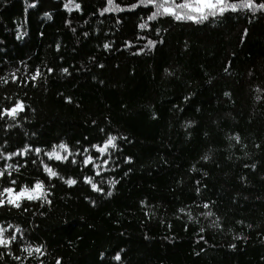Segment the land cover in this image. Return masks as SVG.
I'll return each instance as SVG.
<instances>
[{
  "label": "trees",
  "instance_id": "16d2710c",
  "mask_svg": "<svg viewBox=\"0 0 264 264\" xmlns=\"http://www.w3.org/2000/svg\"><path fill=\"white\" fill-rule=\"evenodd\" d=\"M66 4L0 0V112L24 105L0 118V191L49 193L0 207L17 237L0 264H264V11L197 24L148 20L140 0Z\"/></svg>",
  "mask_w": 264,
  "mask_h": 264
},
{
  "label": "snow or ice",
  "instance_id": "6c2138e0",
  "mask_svg": "<svg viewBox=\"0 0 264 264\" xmlns=\"http://www.w3.org/2000/svg\"><path fill=\"white\" fill-rule=\"evenodd\" d=\"M109 3L111 4V0H109ZM140 3L144 6L152 5L155 7L156 11L152 13L151 16L148 17V20H155L159 16H172L176 21H191L193 23H203L204 21L208 20L209 17H216L224 15L228 11L235 12L238 9L244 10L247 9L249 11L255 12V11H264V4H256L254 3V0H240L239 3H232L230 0H140ZM65 7L69 12L73 10V7L71 5V0H69V4H66ZM79 5L76 4L75 8L78 10ZM133 7H136V5H133ZM112 8H106L104 11H112ZM120 10V9H116ZM51 18V17H49ZM147 27V23L141 24L140 28L144 29ZM149 48L154 46L153 41H149L148 45ZM105 48H108L109 46L106 44L104 45ZM67 72V69L64 70ZM40 73L37 71V73L32 77L33 80L39 76ZM24 110V105L20 102H17L14 107L11 109H5L2 112H0V118H3L4 116H7L8 118L15 119L19 112H22ZM238 139V137H237ZM116 137L109 136L107 141L104 143L103 146H93L96 148V151L99 152L101 155H104L109 148H115ZM59 150H57L56 147L53 148L51 152L46 153L48 158L55 159V160H68V156L71 155V153L68 152V148L66 145L61 144L58 146ZM28 149H25L24 152L19 153V155H24ZM37 153H39L40 149H35ZM61 151L68 153V155H61ZM87 151V149H85ZM12 155H17V153H13ZM7 159H11V156L6 157ZM73 163H76L75 160L72 161ZM92 157H87L84 160V164L88 165L91 164ZM107 163V161H105ZM8 169H12V165L7 166ZM44 172L48 175L49 179L58 176V173L54 171L49 166H44ZM5 174L4 170H0V177H2ZM97 175L100 173L97 172ZM8 175H11V172H8ZM67 185L72 186L77 181L74 179H67L64 181ZM85 182L90 184L95 191H100V189L97 188V185L92 182L91 178H85ZM12 184H15L16 181H11ZM49 193L47 192L45 185L42 181H37L35 184L31 187L25 185L17 191L13 187H5L0 191V207L4 206L5 204L10 205L12 207L19 208L21 206V202L24 200L27 201H47ZM110 195V193H109ZM207 207V205H205ZM210 215V213H209ZM9 228L12 226L9 225ZM7 228L0 227V246L7 247L12 241L16 240V235L13 234L10 239L4 237V233L7 232ZM20 229L17 228L16 232H19ZM25 252L28 253L29 256L33 254V252L43 254L41 248H25ZM116 259H119V256L116 257ZM57 264H60L59 261H57Z\"/></svg>",
  "mask_w": 264,
  "mask_h": 264
},
{
  "label": "rangeland",
  "instance_id": "374dc122",
  "mask_svg": "<svg viewBox=\"0 0 264 264\" xmlns=\"http://www.w3.org/2000/svg\"><path fill=\"white\" fill-rule=\"evenodd\" d=\"M59 150V149H58ZM61 155H66V153H63V151H61Z\"/></svg>",
  "mask_w": 264,
  "mask_h": 264
}]
</instances>
